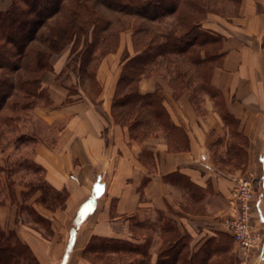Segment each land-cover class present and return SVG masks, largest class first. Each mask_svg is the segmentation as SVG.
I'll return each mask as SVG.
<instances>
[{
    "label": "crops",
    "instance_id": "0c3cea01",
    "mask_svg": "<svg viewBox=\"0 0 264 264\" xmlns=\"http://www.w3.org/2000/svg\"><path fill=\"white\" fill-rule=\"evenodd\" d=\"M11 4L0 0V11ZM202 27L222 36L221 61L209 77L215 94H200L191 70L185 77L189 84L180 89L179 57L160 58L138 86L144 95L160 90L164 109L178 129L173 138L157 125L134 138L112 117L126 57L139 53L132 29L122 31L116 49L100 58L98 90L85 83L71 103H66L68 89L76 86V79L66 66L72 46L51 58L53 71L43 81L49 103L30 111L27 130L33 138L31 160L44 181L68 192L65 210L51 212L34 204L53 222L54 234L46 238L18 224L17 208L0 206V227L14 231L40 264H117L115 254L93 260L86 256L94 237L147 245L150 264H155L163 246L160 226L168 218L190 237L192 255L219 235L230 237L218 220L230 211L233 178L242 172L235 162L245 157V169L256 176L254 225L264 234V0H242L229 18L209 14ZM163 70L172 77L161 75ZM224 113L233 121H225ZM71 214L74 226L67 229L63 244L58 221ZM221 248L209 264L216 256L236 254ZM236 264H264V247Z\"/></svg>",
    "mask_w": 264,
    "mask_h": 264
},
{
    "label": "trees",
    "instance_id": "16d2710c",
    "mask_svg": "<svg viewBox=\"0 0 264 264\" xmlns=\"http://www.w3.org/2000/svg\"><path fill=\"white\" fill-rule=\"evenodd\" d=\"M224 1L238 6L242 0ZM202 2L204 0H12L7 11H0V125L7 126L13 121L7 111L14 114L25 111L29 105L32 110L40 103H49L43 81L53 71L51 58L70 45L73 57L66 67L76 79V88L68 89L66 103L74 101L72 98L79 93L77 88H83L85 80L89 81L91 90H98L96 62L116 49L122 31L132 29L139 53L130 59L126 57L113 99L112 117L117 124L127 126L134 138L145 136L155 125L173 138L178 129L164 109L160 90L144 95L138 86L144 76L154 72L160 58L179 57L180 89L189 84L190 79L186 81L185 77L191 70L198 89L215 94L209 77L221 61L222 36L202 27L206 15L215 13ZM199 16H202L200 21ZM168 17L175 18V26L166 33L157 32L153 24ZM80 45L82 48L77 52ZM223 117L227 122L233 121L227 113ZM45 184V188H40L42 195L37 202L52 211L57 205L65 207L68 192ZM26 212L33 223L46 224V219L36 210L26 209ZM176 227L174 220L164 219L160 230L175 236ZM219 236L217 243L209 241L189 257V264H209L213 256L221 254V245L228 248L225 244L230 237ZM179 243L177 240L167 249H161L155 264L183 261L187 246L179 247ZM85 253L94 258L111 254L119 258L136 257L140 258L137 264H150L147 245L124 240L94 237ZM0 264L40 263L14 231L0 227Z\"/></svg>",
    "mask_w": 264,
    "mask_h": 264
},
{
    "label": "rangeland",
    "instance_id": "374dc122",
    "mask_svg": "<svg viewBox=\"0 0 264 264\" xmlns=\"http://www.w3.org/2000/svg\"><path fill=\"white\" fill-rule=\"evenodd\" d=\"M202 5L206 6L209 11L215 12L209 14H216L223 18H229L237 14V6H235L233 3L224 0H204V2H202ZM209 14H207L206 17ZM198 19L200 21L202 19V16H199ZM175 23L176 22L173 18L168 17L162 22L153 24V28L157 32L166 33L175 26ZM81 48L82 45L79 46L77 52ZM72 57L73 54L71 53L70 59ZM98 62H96V64H98ZM170 67L173 68L172 65ZM156 72H158V70ZM160 73L161 75L166 76V78L168 79L172 77L169 73L164 70ZM88 82V80H85V83L88 84ZM78 89L79 88H77V90ZM92 91L95 92V90ZM72 92H75V90ZM199 93L201 94L200 90ZM74 97L76 98V95ZM29 107L25 111H17L14 114L7 111V115L13 116V121L9 122L7 126L0 125V206L8 204L14 206L18 210V224L21 223L23 225H27L30 228H33L38 231L42 236L49 238L54 234V232L52 231L53 222L44 217L46 219V224L37 225L32 222V218L26 212V209H30L32 211L35 210L34 204H38V206H42V208L49 210L47 209L46 205H42L37 202L40 196L42 195V191L40 190V188L43 189L47 185L45 184L42 171L31 160L32 153L31 148L29 146L32 144L33 138L27 130L30 121H32L30 118L32 116ZM246 160L247 159L245 157L244 161L235 162L236 165L238 164V166L242 169V172L240 174L241 177H249L253 173L250 170L245 169ZM251 178L253 182V188L255 190V174L251 176ZM65 207L57 205V208L54 211H49L61 212L65 210ZM168 219L173 220L171 218ZM225 219L226 216L223 215V217L220 218L218 221L223 223ZM74 221V214H71V216L65 221H58V227L64 230V233L61 237L63 240V244L66 240L67 229L70 227L72 228L74 226ZM170 225L172 227L174 226L171 223ZM176 229L177 233H175V236L171 234H163L162 231L159 230L163 242L162 249H167L170 245L173 244L174 241L179 240V247H183L184 245H186L187 249L186 253H184L185 255L183 257V261H180L178 264H189L188 258L192 256L189 247L190 237H185V235L183 236V234L179 231L178 226L176 227ZM230 239L231 240H229L228 243L225 242L227 243L225 245H228V248H230V250L233 249L234 251L235 249V256H216L213 262L210 264H236L241 261L237 253V248L231 236ZM218 240H220V237L215 238L216 243L218 242ZM73 256L75 257V253L72 255V259H75ZM86 256L90 257L92 260L94 259V257L90 256L89 254H86ZM139 260L140 258L131 257V259H128V257L123 256L119 258L117 264L123 261L126 264H137L136 261L138 262ZM199 260L201 259L199 258ZM199 260H197L196 263H198ZM115 263L112 262L107 264Z\"/></svg>",
    "mask_w": 264,
    "mask_h": 264
},
{
    "label": "built area",
    "instance_id": "2783aa9c",
    "mask_svg": "<svg viewBox=\"0 0 264 264\" xmlns=\"http://www.w3.org/2000/svg\"><path fill=\"white\" fill-rule=\"evenodd\" d=\"M252 175L233 178L230 211L223 222L225 231L232 237L241 261H246L251 253L264 247V234L254 223L256 192Z\"/></svg>",
    "mask_w": 264,
    "mask_h": 264
},
{
    "label": "bare ground",
    "instance_id": "6f19581e",
    "mask_svg": "<svg viewBox=\"0 0 264 264\" xmlns=\"http://www.w3.org/2000/svg\"><path fill=\"white\" fill-rule=\"evenodd\" d=\"M82 226V225H81ZM81 226H80V229H81ZM77 237H78V234H77ZM67 239H68V236H67ZM77 241V240H76ZM66 244H67V241H66ZM66 247V246H65Z\"/></svg>",
    "mask_w": 264,
    "mask_h": 264
}]
</instances>
